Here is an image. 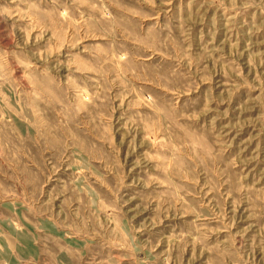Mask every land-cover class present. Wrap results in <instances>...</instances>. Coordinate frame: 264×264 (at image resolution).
Returning <instances> with one entry per match:
<instances>
[{
    "label": "rangeland",
    "instance_id": "374dc122",
    "mask_svg": "<svg viewBox=\"0 0 264 264\" xmlns=\"http://www.w3.org/2000/svg\"><path fill=\"white\" fill-rule=\"evenodd\" d=\"M0 264H264V0H0Z\"/></svg>",
    "mask_w": 264,
    "mask_h": 264
},
{
    "label": "bare ground",
    "instance_id": "6f19581e",
    "mask_svg": "<svg viewBox=\"0 0 264 264\" xmlns=\"http://www.w3.org/2000/svg\"><path fill=\"white\" fill-rule=\"evenodd\" d=\"M198 25V24H197ZM229 26V25H228Z\"/></svg>",
    "mask_w": 264,
    "mask_h": 264
}]
</instances>
